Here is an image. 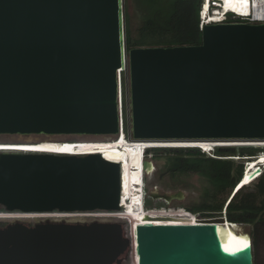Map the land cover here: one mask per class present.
<instances>
[{"label":"water","instance_id":"water-1","mask_svg":"<svg viewBox=\"0 0 264 264\" xmlns=\"http://www.w3.org/2000/svg\"><path fill=\"white\" fill-rule=\"evenodd\" d=\"M123 10V0H0V136L119 139L124 72L127 141H264V24H206L199 45L127 52ZM142 165L145 175L153 170L148 160ZM120 173L98 153L0 150V208L112 215L122 210ZM213 220L137 225L135 264H253L252 241L225 250L217 226L224 219ZM0 221V264L130 259L123 220Z\"/></svg>","mask_w":264,"mask_h":264},{"label":"trees","instance_id":"trees-1","mask_svg":"<svg viewBox=\"0 0 264 264\" xmlns=\"http://www.w3.org/2000/svg\"><path fill=\"white\" fill-rule=\"evenodd\" d=\"M128 2L129 0H123L127 52L134 48H171L201 43L199 19L201 0H134L136 11L134 14L138 19L136 28L132 27ZM120 79L123 133L127 139L129 136L125 116L123 73ZM261 151L259 147H218L214 148L213 152L217 157H250ZM145 156L153 159L164 158L162 175L168 176L172 181L177 176L191 174L203 179L205 185L197 205L188 206L186 209H166L200 214L202 222H215L206 215L216 216L221 212L242 170L241 163L210 158L198 148H155L147 150ZM248 190L247 193L240 191L230 200L225 208V218L230 224L248 227L252 241L253 264H256L259 246H264V173ZM144 202L145 207H150L148 199ZM0 213L6 212L0 208ZM5 225L0 222V227Z\"/></svg>","mask_w":264,"mask_h":264},{"label":"bare ground","instance_id":"bare-ground-1","mask_svg":"<svg viewBox=\"0 0 264 264\" xmlns=\"http://www.w3.org/2000/svg\"><path fill=\"white\" fill-rule=\"evenodd\" d=\"M208 1L201 0L200 11L201 15L205 14L208 10ZM223 3V10H232L235 12H242L239 8L243 0H217ZM213 21H216L217 14L213 13ZM201 23V22H200ZM201 26V25H200ZM126 71V70H125ZM120 138L112 141H87V142H54L44 141L41 143H1L0 150H17V151H32V152H44V153H57L68 155H86L98 153L103 156L104 159L118 163L120 166V188H121V204L120 207L125 210L113 213L112 215L106 214H89V217H122L126 219L114 218L123 221H130V240H131V252H130V264L136 263L135 256V227L137 225L153 223V222H199L201 221L199 216L193 215L188 211H146L142 208V202L139 196L141 189V178L143 173V159L142 153L149 147H158L159 145H153L152 143H141L127 141L124 133H120ZM220 143V142H218ZM208 144L197 143L193 146L200 148L204 151H208L210 147L220 146L223 144ZM226 145V144H224ZM228 145V144H227ZM81 148V149H80ZM82 149H84L82 151ZM82 151V152H80ZM264 158H260L256 164L263 162ZM135 177V179H134ZM251 184L250 174H247L241 184L233 192V197L244 187V185ZM233 191V190H232ZM232 197V198H233ZM153 209V208H149ZM160 209V208H159ZM163 209V208H161ZM53 215V214H52ZM56 215V214H54ZM70 216V215H68ZM81 216V215H75ZM17 218V219H29L33 217L43 218H57L64 216H51V215H21L15 213H0V218ZM164 218H169L164 219ZM171 218V219H170ZM224 224H218L219 240L222 247L227 251H233L243 247V244L250 243L251 237L249 234L240 230L241 226L229 224L224 217ZM11 220V219H10ZM227 222V223H226ZM213 223V222H209ZM246 238V239H245Z\"/></svg>","mask_w":264,"mask_h":264},{"label":"rangeland","instance_id":"rangeland-1","mask_svg":"<svg viewBox=\"0 0 264 264\" xmlns=\"http://www.w3.org/2000/svg\"><path fill=\"white\" fill-rule=\"evenodd\" d=\"M129 14L131 16V23L132 27L136 28L138 26V19L136 18L135 14V7H134V0H129ZM124 74V72H123ZM121 80V79H120ZM125 91V88H124ZM110 138L108 137H93V136H86V137H74V136H53V137H44V136H36L31 135L27 138L19 137V136H0V144L1 143H41L44 141H54V142H87V141H106ZM110 141V140H109ZM148 160L152 161L153 170L147 174V178L145 179V190L152 191L154 188L158 192H173V193H180V200H174L172 203L167 205V207L175 208V209H186L188 206L197 205L201 200V193L204 188V181L196 174L185 175V176H177L174 181H172L168 176L162 175L163 165L165 163L164 158H151L147 156ZM135 179V177H134ZM154 189V190H155ZM249 188L241 189L242 193L249 192ZM239 191V192H240ZM238 192V193H239ZM226 196V195H224ZM150 204V203H149ZM164 206V205H162ZM150 208V207H145ZM7 214V213H5ZM12 214V213H10ZM56 216V215H51ZM64 217H75V215L64 216ZM76 217H88L87 215H81ZM33 218H43V217H33ZM96 218V217H95ZM108 218H120L126 219L122 217H108ZM6 219L7 221L12 218H0ZM17 219V218H14ZM31 219V218H29ZM127 220V219H126ZM5 223L6 222H2ZM125 225L130 227V221L124 222ZM240 230L245 233H249L248 227H240ZM126 264H130V259ZM256 264H264V246H259L258 253L256 255Z\"/></svg>","mask_w":264,"mask_h":264},{"label":"built area","instance_id":"built-area-1","mask_svg":"<svg viewBox=\"0 0 264 264\" xmlns=\"http://www.w3.org/2000/svg\"><path fill=\"white\" fill-rule=\"evenodd\" d=\"M210 4L208 5V10L205 14L201 15V11H199V19H200V28L203 25L211 24V23H224L228 22V20L236 21V22H242V23H248V24H264V0H243L241 2V6L239 7L242 12H235L232 10H223V3L221 1L217 0H209ZM215 12H219L217 14L216 21H213V16ZM119 95H121V88L119 87ZM120 132H123V115H122V104L120 103ZM223 144H237V145H248L252 147H259L262 149L260 153H258L255 156L250 157H217L213 149L214 147H210L211 152L208 153V157L210 158H216V159H225V160H231L233 162H239L242 164V170L240 174L237 176V179L235 181V185L232 188L221 212L217 214L216 216L225 217V206L229 202L230 198L233 195V192L236 190V188L241 184V182L244 180L247 174H250L251 177V184L250 185H244L243 189L245 188H251L254 184L257 183L260 176L264 173V161L256 164L253 166L255 162H257L260 158H264V141L260 142H242V143H223ZM214 145V144H213ZM239 148V147H238ZM258 170V171H257ZM141 197V191L138 193ZM144 210H147L149 208H145L143 206ZM152 208H163V209H175L167 206L163 207H152ZM195 216H199L200 214L193 213ZM211 218H215L216 216H209ZM230 224V223H229Z\"/></svg>","mask_w":264,"mask_h":264},{"label":"flooded vegetation","instance_id":"flooded-vegetation-1","mask_svg":"<svg viewBox=\"0 0 264 264\" xmlns=\"http://www.w3.org/2000/svg\"><path fill=\"white\" fill-rule=\"evenodd\" d=\"M81 149V148H80ZM84 149H82L83 151ZM80 151V152H82ZM148 160V159H147ZM149 161V160H148ZM150 162H152L150 160ZM147 178V175L144 177V181ZM146 182V181H145ZM144 182V185H145ZM155 189V188H154ZM152 191H146L145 189V199H148L150 202V207H163L169 205L172 203L174 200H180V193H173V192H158L156 189ZM164 211L166 209H159V208H153V209H147L146 211Z\"/></svg>","mask_w":264,"mask_h":264},{"label":"clouds","instance_id":"clouds-1","mask_svg":"<svg viewBox=\"0 0 264 264\" xmlns=\"http://www.w3.org/2000/svg\"><path fill=\"white\" fill-rule=\"evenodd\" d=\"M210 3L208 2V5H209ZM127 140V139H126ZM221 147H235V148H238V147H240L239 145H237V144H226V145H220ZM220 146H214V148H218V147H220ZM244 147H252V146H244ZM155 148H169V147H152V148H147L143 153H142V159H143V161L144 160H147V159H149V158H147L146 156H145V152L147 151V150H151V149H155ZM172 148H195V146H190V147H172ZM199 150H201L203 153H205V154H207V156H208V153H210L211 152V150L209 149L208 151H204V150H202V149H200V148H198ZM213 151H214V149H213ZM144 177H145V173H144V171H143V173H142V178H141V185H140V189H141V197H140V199H141V202H142V207L143 206H145L144 205V200H145V194H144V189H145V185H144ZM232 197H233V195H232ZM232 197L230 198V200L232 199ZM230 200H229V202H230ZM228 202V203H229ZM228 203L226 204V206L228 205ZM226 206H225V208H226ZM150 208H152V207H150ZM122 210H125V208H122Z\"/></svg>","mask_w":264,"mask_h":264},{"label":"snow or ice","instance_id":"snow-or-ice-1","mask_svg":"<svg viewBox=\"0 0 264 264\" xmlns=\"http://www.w3.org/2000/svg\"><path fill=\"white\" fill-rule=\"evenodd\" d=\"M246 239V238H245ZM244 247H247L248 245L246 243L243 244Z\"/></svg>","mask_w":264,"mask_h":264}]
</instances>
